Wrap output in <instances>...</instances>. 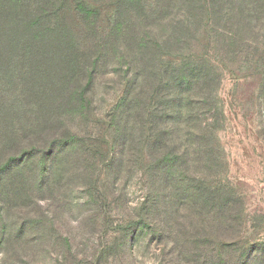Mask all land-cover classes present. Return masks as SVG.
Wrapping results in <instances>:
<instances>
[{"label": "trees", "instance_id": "obj_1", "mask_svg": "<svg viewBox=\"0 0 264 264\" xmlns=\"http://www.w3.org/2000/svg\"><path fill=\"white\" fill-rule=\"evenodd\" d=\"M171 2L116 0L114 13L132 14L128 23L132 19L147 22L145 18L171 20L166 25L171 37L179 40L181 34L173 22L191 27L193 19L187 14L176 21ZM179 2L190 6L202 2L209 22L215 14L230 24L235 23V16L264 20V0ZM63 5V0H0V254L11 244L22 251L28 244L27 233L45 224L39 192H50L51 185H66L76 177L87 180L95 176L101 162L91 143L92 134L77 131L70 123L87 112L86 99L105 58L111 55L110 32H99L94 26L90 50L72 45ZM80 22L86 33L85 23ZM238 24L236 28L243 26V22ZM121 32L129 41L125 42L129 90L107 115L115 127L108 142L109 156L100 164L109 174L122 177L134 150L139 154L149 188L139 230L148 228L163 246L169 242L173 252L183 255L185 244L179 237L203 229L205 221L214 226L211 222L227 205L224 190L188 166L194 162L209 170L221 164L216 125L208 117L199 119L220 114L213 97L214 72L191 69L197 62L187 67L172 61L161 74L152 57L150 30L142 34L125 25ZM104 181L109 182L106 177ZM30 201L33 215L21 216L20 211H29ZM38 241L35 236L32 243ZM210 253L213 260L217 251Z\"/></svg>", "mask_w": 264, "mask_h": 264}, {"label": "rangeland", "instance_id": "obj_2", "mask_svg": "<svg viewBox=\"0 0 264 264\" xmlns=\"http://www.w3.org/2000/svg\"><path fill=\"white\" fill-rule=\"evenodd\" d=\"M115 2L63 0L67 9L65 28L70 29L72 45L90 50L94 26L99 32H110L107 41L111 55L105 58V66L97 73L86 99L87 112L70 124L77 131L92 134L91 143L100 163L104 162L115 127L107 115L129 90L125 76V42L129 41L121 28L128 25L130 30L142 34L150 30L155 48L152 57L162 69L161 74L172 61L183 62L187 67L197 62L191 69L214 72L213 97L220 114L217 118L201 115L199 119L208 117L216 125L221 164L209 170L194 162L188 166L222 188L227 205L216 222H211L214 226L205 221L203 229L179 237L186 251L176 254L171 243L163 246V241L148 228L139 230L149 188L142 160L134 150L122 177L109 174L107 167L99 163L95 176L87 180L72 178L66 185H51L50 192H39V210L45 224L27 233L28 244L22 251L13 244L6 247L0 254L5 258L3 264H264V20L247 21L235 16L237 24H230L215 14L209 22L202 2L190 6L172 0L170 11L176 21L187 14L193 19L191 27L173 22L181 34L175 40L167 27L171 20L145 18L147 22L132 19L128 23L132 14L124 10L115 14ZM80 21L85 23L86 33ZM240 22L243 26L236 28ZM234 29L236 34L231 35ZM229 36L234 38L229 40ZM86 181L95 185H87ZM33 207L30 201L29 211L19 213L23 217L33 215ZM35 236L39 241L32 243ZM211 251H217L213 260ZM174 257L177 261H173Z\"/></svg>", "mask_w": 264, "mask_h": 264}]
</instances>
